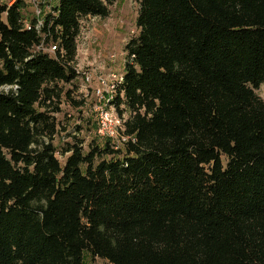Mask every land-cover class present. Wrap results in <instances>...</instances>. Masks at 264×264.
Masks as SVG:
<instances>
[{"label":"trees","instance_id":"16d2710c","mask_svg":"<svg viewBox=\"0 0 264 264\" xmlns=\"http://www.w3.org/2000/svg\"><path fill=\"white\" fill-rule=\"evenodd\" d=\"M115 1L0 0V264H264V0H139L128 140L59 149L81 20Z\"/></svg>","mask_w":264,"mask_h":264},{"label":"rangeland","instance_id":"374dc122","mask_svg":"<svg viewBox=\"0 0 264 264\" xmlns=\"http://www.w3.org/2000/svg\"><path fill=\"white\" fill-rule=\"evenodd\" d=\"M25 1L26 6L23 13L27 20L49 12L57 2V0ZM139 7V0H116L110 6L108 17L87 16L82 18L81 32L77 38V67L81 75L73 83L66 84L65 88L73 92L72 97L75 100L84 99L85 104L77 106L71 99L64 98L61 105L62 112L57 114L60 132L54 141L59 149L72 140L69 134L76 133L78 126L81 128L79 136L85 139L86 145L93 139L100 144L105 142L106 139L98 132L93 87L98 85L100 75L120 76L123 73L127 60L126 44L139 33L136 23ZM83 73L91 75V82H87ZM256 93L264 99V83L256 89ZM84 264L110 263L106 259L94 258L89 253H85Z\"/></svg>","mask_w":264,"mask_h":264},{"label":"built area","instance_id":"2783aa9c","mask_svg":"<svg viewBox=\"0 0 264 264\" xmlns=\"http://www.w3.org/2000/svg\"><path fill=\"white\" fill-rule=\"evenodd\" d=\"M52 49H56L53 46ZM87 82H91V75L83 73ZM122 75H100L98 85L94 88L96 98L95 112L97 114L98 132L102 137H107L114 141L119 147L129 136L126 134L125 115L122 116L117 108L112 104L117 91V82L122 81Z\"/></svg>","mask_w":264,"mask_h":264}]
</instances>
